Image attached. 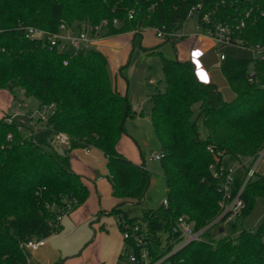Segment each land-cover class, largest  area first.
Listing matches in <instances>:
<instances>
[{"label": "trees", "instance_id": "16d2710c", "mask_svg": "<svg viewBox=\"0 0 264 264\" xmlns=\"http://www.w3.org/2000/svg\"><path fill=\"white\" fill-rule=\"evenodd\" d=\"M217 3L219 0H0V89L13 94L19 90L40 106L53 104L44 125L51 135L63 132L69 136L59 153L45 140L23 137L18 125L0 117V264H27L26 249L20 245L26 236L49 223L53 231L59 230L58 218L87 200L88 186L70 167L73 149L96 148L105 155L106 178L116 201L108 214L128 222H146L149 247L156 258L164 250L161 237L170 232L178 216H187L195 228H201L220 213L222 176H214L210 164L219 167L225 155L254 157L264 147V53L253 59L227 56L221 62V73L234 94L226 100L214 84L198 78L191 61L163 54L160 47L169 41L143 49L159 57L165 78L164 89L151 94L149 116L160 146L167 205L146 209L140 217L130 216L121 205L141 204L151 175L143 164L134 163L117 148L125 120L136 112L127 96L114 88L106 55L95 48L59 51L25 38L18 25L57 32L62 23L79 30L84 22L117 18L120 24L110 26L106 34L161 25L178 30L194 6L201 4L200 23L202 12ZM256 5L264 10V0L259 4L225 0L217 6L214 18H243L244 10ZM130 10L133 17L128 19ZM139 38V31L133 33V47L138 46ZM237 38L247 46L264 45V15L255 22L246 21ZM200 117L205 138L198 132ZM209 145L221 153L217 161ZM260 196H264V176L257 174L241 193L244 208L228 225L231 233L216 237L210 227L206 241L186 244L169 258L170 264H264V218L256 228L241 225ZM11 218L19 222L17 236L9 231Z\"/></svg>", "mask_w": 264, "mask_h": 264}, {"label": "rangeland", "instance_id": "374dc122", "mask_svg": "<svg viewBox=\"0 0 264 264\" xmlns=\"http://www.w3.org/2000/svg\"><path fill=\"white\" fill-rule=\"evenodd\" d=\"M198 13L196 10H192L191 13L186 18L183 25L178 29L179 33H183L186 37L194 36L198 30ZM72 30V29H71ZM76 30V29H74ZM128 32H124L121 38H118V41L121 39H130L131 35L127 34ZM121 34V33H120ZM141 34V32H140ZM115 35V34H106ZM117 35V34H116ZM175 39L173 44L172 42L164 43L162 52L165 56H175V51L178 52V57L182 61H189V58L193 53L192 48L187 44L186 39ZM185 40V41H184ZM159 42H162L161 39L157 38L152 31L144 34V40L142 45L139 46H128V49L123 53L122 57L111 56L107 53V51H103L107 54L108 58V73L110 80L112 82L114 70H121L123 76L126 77L127 82H125V90L126 96L130 102L132 110L136 112L135 117H128L124 122V134L122 135L123 140V149L128 148L130 146L129 143H132V147L141 154L146 169L150 172V184L145 192L144 199L141 204L126 202L121 205V208L126 211L130 216H141L143 211L146 209H156L159 207L164 199H166V183L164 176L162 174V170L160 167L159 159H153L152 156L154 154L159 153V142L154 132V128L152 126L149 109L151 108V94L157 90H163L165 87V78L162 71L160 59L156 55H146L143 52V49H151L155 47ZM108 41L107 44H109ZM190 43V42H189ZM207 46H209L208 42H204L200 50L207 51ZM72 51V49H70ZM204 51V52H205ZM224 51L231 58H257V54L252 51L243 49V48H235V47H225ZM143 53V54H142ZM218 53L215 50H211L205 55V59L209 64V68L207 70L209 78L211 79V83L215 84V86L221 91L224 99L229 100L231 95V90L226 82V79L223 77L220 71V64L217 63ZM122 79L121 77H119ZM149 80H154L155 84H150ZM19 91V90H18ZM17 93V91L15 92ZM14 93V94H15ZM21 96L25 100V107H15L19 114L15 115L13 120L16 125H18V129L21 135L25 138H38L39 140H45L47 143L51 144V146L59 153L63 152L65 143H61L53 137V135H47L46 133H42L41 135H37L39 130H36L37 127H43V121H38L37 111L40 107L38 101L33 97H26L20 92ZM16 103V101H14ZM193 108L197 111V104L193 106ZM13 110V109H12ZM17 110L13 111L16 112ZM140 110H143L144 113L139 114ZM138 113V114H137ZM6 116L7 121L9 120V115L4 114L2 117ZM198 132L201 138H205L206 130L202 124V118H198ZM36 132L34 133L33 131ZM43 130V129H41ZM9 138V136H8ZM46 138V139H42ZM37 140V139H35ZM63 145V147H61ZM80 152V150H78ZM91 153H95L94 156V169L96 173H99L101 179L97 180L96 183L98 185V194L101 197V204L103 207L111 210L114 205H110L112 202V197L110 194V186L107 182L105 174L107 172L106 168V157L105 155L98 149H91ZM241 159H237L232 155H225L222 159V166L224 168H228L229 166H238L239 161ZM243 168L240 166L237 168V171L233 173V187L238 188L241 179L243 176ZM264 176V171H263ZM114 218V216H110ZM264 218V196H260L255 200V203L252 209L248 212L245 218L242 220L241 225L244 228H256L262 222ZM142 220V219H137ZM116 224V220H115ZM117 225V224H116ZM19 222L11 218L9 222V231L13 236H17ZM49 225L44 224L40 227V229H45ZM218 227V226H217ZM212 228V232L216 233L215 236L218 237L221 234H229L231 233L228 226H224L223 232H216V228ZM39 229V230H40ZM118 234H111L113 240L121 239L122 248L125 247V241L122 237L121 231L117 230ZM33 235H29V238H32ZM151 241V240H150ZM29 252L27 251V258H29Z\"/></svg>", "mask_w": 264, "mask_h": 264}, {"label": "built area", "instance_id": "2783aa9c", "mask_svg": "<svg viewBox=\"0 0 264 264\" xmlns=\"http://www.w3.org/2000/svg\"><path fill=\"white\" fill-rule=\"evenodd\" d=\"M248 2L258 3L263 0H245ZM225 4V0H219V3L212 9L204 11L200 17V23L198 22L195 35H204L213 42L215 51L218 53L221 61L225 60L228 56L224 51L225 47L243 48L257 54V58L263 57L264 45L256 44L254 46H247L242 43L241 39L237 38V34L245 27L246 21L255 22L258 18L264 15V10L259 5L251 6L244 10V17L234 20H222L214 18L215 11L218 5ZM197 13L201 10V4H197L192 8ZM133 10L128 12V19L133 17ZM191 13V12H190ZM120 21L117 18H113L111 21L108 19H102L99 23L92 24L90 22H84L81 24L79 30H71L65 24H60L57 32H50L41 27L32 25L19 24L18 31L27 39H34L43 42L49 47H56L59 51L75 52L78 49L91 48L96 44L97 40L106 35L107 29L110 26L117 27ZM144 30H150L154 35L162 41L174 42L175 39L184 38L183 33H179L178 30L167 29L165 25L159 27H143L131 29L127 32L136 33ZM193 37V36H192ZM15 101V100H14ZM14 106L21 107L23 102L16 100ZM53 104L42 105L39 107L37 114L39 121H45L48 114L53 110ZM55 140L61 143H67L69 136L66 133L60 132L53 134ZM209 152L214 156V160H218V156L221 154L219 151H215L214 146L209 145ZM160 154H154L153 159H160ZM238 167H242L244 172L241 179V183L238 188L233 187V173L237 171V167L229 166L224 168L222 165L216 167L215 164H210L209 168L214 176H222V182L220 190L222 197L218 201L220 207V213L212 220L208 225L195 228L194 223L189 220L185 215L178 216L172 224L171 230L168 234H164L161 237V245L163 247V253L159 257L152 255L150 244V231L146 222L142 220H136L134 222H128L124 218L116 217V224L120 228L122 237L125 241V247L122 250V255L117 264H170V257L180 248L193 241H206V231L210 227L228 226L244 208V201L241 198V193L249 181L258 173V166L260 163H264V147L260 149L254 157H242L240 158ZM163 205H167V200L162 201ZM65 215L60 216L61 219ZM51 225V223H49ZM48 224V225H49ZM44 244V240H26L20 243L25 249H35Z\"/></svg>", "mask_w": 264, "mask_h": 264}, {"label": "crops", "instance_id": "0c3cea01", "mask_svg": "<svg viewBox=\"0 0 264 264\" xmlns=\"http://www.w3.org/2000/svg\"><path fill=\"white\" fill-rule=\"evenodd\" d=\"M147 32H149V30L141 32L137 44L139 47L142 45L144 34ZM122 34L124 33L102 36L97 40L96 44L92 45L91 48L100 51H107L109 55L120 58L128 49L130 43H133V34L129 32L127 33L131 35L129 40L121 39L118 41V38H121ZM184 39L187 40L184 41L188 42L187 44L192 48L194 53L190 56L189 61L194 64L196 75L202 82L211 83V79L207 72L209 64L204 57L211 50H215L213 42L204 35H194L193 37H186ZM108 41H110L109 44H107ZM162 42H159L156 46L160 45ZM204 42L209 43V46H207L206 49L207 51L204 50L205 52L200 50V47ZM160 49L162 50L163 46H161ZM73 51L74 50H72V52ZM143 52L148 55L146 51ZM103 53L108 58L107 54L105 52ZM175 56L180 60L177 50L175 51ZM221 62L222 61L218 56L217 63L221 64ZM125 82H127V80L126 77L123 76L122 71L114 70L112 84L121 95H127L124 86ZM149 83L155 84V81L149 80ZM14 95L15 94L7 90L0 89V117L4 114L9 115V120L13 122L14 116L19 114L18 110L15 108L16 106H14V100H21L23 102V106L21 107L26 106L25 100L19 91H17L15 97ZM233 95L232 92L228 99H231ZM15 110L17 111L13 112ZM142 113H144V111L140 110L139 114ZM36 130H39L37 135H41L42 133H46L45 137H47L48 134L51 135L44 123L43 127H37ZM36 130L33 132L35 133ZM35 139L39 140L38 138ZM124 144L122 138H120L117 145L118 150L134 163L143 164L145 167L141 154L138 153L135 147H132V143H129L130 146L128 148L123 149ZM61 147H63V145ZM91 149L96 148H76L70 153L71 169L81 176L82 180L89 188V196L87 200L61 219V228L59 230L53 231L51 228H48V226L42 230L40 229V226L36 232L30 233L26 236L25 240H44L43 245H40L35 249H26V253L27 251H30L29 258H27V264H117L118 255L123 250L122 242L120 237L119 239L113 240L111 234H116L119 228L115 224V220H113L114 218L110 217L112 215L108 214L110 210L103 207L101 204L102 196L98 194V185L96 183L101 177L99 173H96L93 167L95 153H91ZM78 150H80V152ZM235 167L239 168L238 166ZM263 171L264 163L262 162L258 166L257 174L263 176ZM106 175L107 172L105 177ZM109 195L112 197L111 187ZM115 203L116 201L112 197L110 205L112 206ZM29 235H33V237L29 238Z\"/></svg>", "mask_w": 264, "mask_h": 264}, {"label": "water", "instance_id": "95a60500", "mask_svg": "<svg viewBox=\"0 0 264 264\" xmlns=\"http://www.w3.org/2000/svg\"><path fill=\"white\" fill-rule=\"evenodd\" d=\"M218 232H223V228L219 227Z\"/></svg>", "mask_w": 264, "mask_h": 264}]
</instances>
